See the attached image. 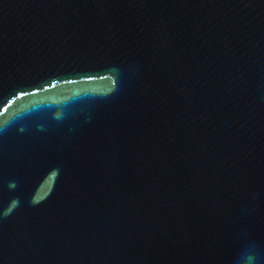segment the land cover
Instances as JSON below:
<instances>
[{"label":"water","instance_id":"water-1","mask_svg":"<svg viewBox=\"0 0 264 264\" xmlns=\"http://www.w3.org/2000/svg\"><path fill=\"white\" fill-rule=\"evenodd\" d=\"M0 264H264V0H0Z\"/></svg>","mask_w":264,"mask_h":264}]
</instances>
